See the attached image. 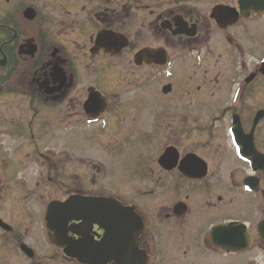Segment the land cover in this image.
I'll use <instances>...</instances> for the list:
<instances>
[{
    "label": "flooded vegetation",
    "instance_id": "flooded-vegetation-1",
    "mask_svg": "<svg viewBox=\"0 0 264 264\" xmlns=\"http://www.w3.org/2000/svg\"><path fill=\"white\" fill-rule=\"evenodd\" d=\"M6 145L17 246L50 202L103 197L133 218L73 223L113 258L264 264V0H0Z\"/></svg>",
    "mask_w": 264,
    "mask_h": 264
},
{
    "label": "water",
    "instance_id": "water-1",
    "mask_svg": "<svg viewBox=\"0 0 264 264\" xmlns=\"http://www.w3.org/2000/svg\"><path fill=\"white\" fill-rule=\"evenodd\" d=\"M119 209L105 199L70 197L65 202H51L44 213V224L49 233L50 241L61 248L66 256L75 258L83 264H106L114 253L108 249V240L91 243L88 237L74 239L68 236V231L75 232L74 227H68L71 220L82 219L84 224L91 226L92 222H103L119 219ZM129 220V218H128ZM2 224V223H1ZM3 227L7 230L6 225ZM76 233V232H75ZM22 251L31 255L30 249L20 245ZM129 255L125 258L129 263L133 259L130 243L126 244Z\"/></svg>",
    "mask_w": 264,
    "mask_h": 264
},
{
    "label": "rangeland",
    "instance_id": "rangeland-1",
    "mask_svg": "<svg viewBox=\"0 0 264 264\" xmlns=\"http://www.w3.org/2000/svg\"><path fill=\"white\" fill-rule=\"evenodd\" d=\"M145 102H146L145 103L146 105L150 106V103H151L150 100L146 101L145 99ZM10 150H12V148L8 145L1 147L0 148V151L2 152L1 155L8 156L10 154ZM35 167L36 166L34 165V168ZM118 170H119V167L117 166L116 171ZM11 172H14V175H15L17 172V169L10 168V173ZM4 177H7V176H4ZM7 189L8 191L11 190L12 193L15 192L13 183H9L7 186ZM14 199H15V195H14ZM3 208H4L3 213L6 216L7 214L5 210L6 204L3 206ZM31 210L32 208L29 206H23V207L17 206L13 210L12 214H13V217H17L26 212L31 213ZM42 215L43 214L39 212L38 215L35 216L33 222H31V224L28 226L23 225V224L17 225V229L22 234H24L25 230L28 229L27 233H25L23 241L27 243L33 249V251L35 250L40 253L42 252L50 253V255H53L54 259H58V264H77L76 261L73 262L74 260L73 261H68V259L63 260L65 258L62 256V252L61 251L57 252L56 249L50 244L47 233L43 225ZM12 232H13L11 233L12 235H4L3 234L4 232L0 230V264H25L26 261L25 260L23 261L22 258L17 254L18 246L17 244L15 245V241H14L15 240L14 235L16 234V229H13ZM42 241H45V242L43 243ZM44 264H48V263L44 262Z\"/></svg>",
    "mask_w": 264,
    "mask_h": 264
}]
</instances>
